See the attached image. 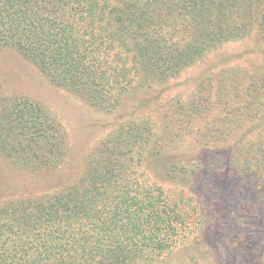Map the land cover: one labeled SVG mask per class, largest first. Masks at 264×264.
Listing matches in <instances>:
<instances>
[{"label":"trees","instance_id":"1","mask_svg":"<svg viewBox=\"0 0 264 264\" xmlns=\"http://www.w3.org/2000/svg\"><path fill=\"white\" fill-rule=\"evenodd\" d=\"M250 38L264 44V0H0V55L16 52L109 113L142 99L64 177L66 132L0 80V160L20 171L5 173L13 188L0 186V264H163L186 244L191 212L161 183L188 167L167 151L187 135L225 143L234 168L264 185V73L245 83L205 75L164 125L138 110L214 50Z\"/></svg>","mask_w":264,"mask_h":264},{"label":"rangeland","instance_id":"2","mask_svg":"<svg viewBox=\"0 0 264 264\" xmlns=\"http://www.w3.org/2000/svg\"><path fill=\"white\" fill-rule=\"evenodd\" d=\"M229 71L243 78L242 83L251 74L264 73V44L250 38L221 46L169 82L154 102L142 103L138 110L151 111L159 120L165 118L164 125L167 115L171 116L170 108L175 110L193 98L205 75L219 80ZM0 80L6 90L39 100L66 132L71 151L64 177L78 172L84 153L114 128L123 113L142 101L141 97L128 100L116 113L100 110L51 84L37 67L12 50L0 55ZM244 146L245 142L239 143L237 150ZM167 151L169 159L190 161L185 170L173 172L161 186L182 199L191 217L184 230L186 244L164 255L163 264H264V185L255 173L239 167L236 170L231 162L233 153L225 143L204 148L193 135H187ZM10 167V162L0 160V186L12 182L5 175Z\"/></svg>","mask_w":264,"mask_h":264}]
</instances>
